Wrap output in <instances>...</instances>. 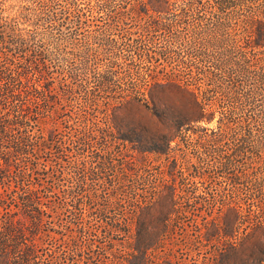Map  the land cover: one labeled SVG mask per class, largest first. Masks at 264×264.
<instances>
[{
	"label": "rangeland",
	"instance_id": "rangeland-1",
	"mask_svg": "<svg viewBox=\"0 0 264 264\" xmlns=\"http://www.w3.org/2000/svg\"><path fill=\"white\" fill-rule=\"evenodd\" d=\"M141 1L0 0L21 46L0 64L27 72L39 58L52 94L30 95L36 131L60 129L64 166L40 198L51 264H117L130 234L114 223L170 190L193 240L182 264H215L221 239L198 227L230 207L241 234L262 220L264 0H170L160 12ZM80 9L81 24L63 21ZM123 123L155 146L168 139L166 151L137 153Z\"/></svg>",
	"mask_w": 264,
	"mask_h": 264
},
{
	"label": "trees",
	"instance_id": "trees-1",
	"mask_svg": "<svg viewBox=\"0 0 264 264\" xmlns=\"http://www.w3.org/2000/svg\"><path fill=\"white\" fill-rule=\"evenodd\" d=\"M169 3L170 0H142L141 6L146 12L149 6L154 12H160ZM45 9L47 14L59 13L50 5ZM83 16L87 14L82 9L62 12L63 21L78 24L82 23ZM12 34L9 26L0 25V58H9L20 49L16 44L20 45V41ZM34 59V65L30 64L27 72L20 69L13 72L9 64H0V264H51L52 261L42 259L40 252L44 250L46 239L53 237L43 227V215L49 205L40 198L42 192L52 190L58 172L62 171L63 146L58 124L36 131L41 122L40 105L38 99L30 95H51L52 91L46 88L47 70L38 57ZM9 73L16 76L13 82L9 80L12 77ZM119 133L118 137L131 142L139 154L147 150L164 153L170 143L165 139L164 145L155 146L136 136L124 123ZM101 162L104 163V159ZM258 208L262 220L254 221L242 234L244 218L237 206L230 207L204 227L197 225L202 240L216 236L221 239L215 264H264V201ZM183 215L178 212L176 196L170 190L160 195L158 203L140 205L124 224L114 223L118 234H130L117 264H182L179 248L182 245L190 248L193 244Z\"/></svg>",
	"mask_w": 264,
	"mask_h": 264
}]
</instances>
